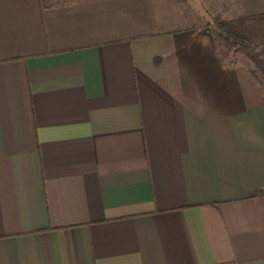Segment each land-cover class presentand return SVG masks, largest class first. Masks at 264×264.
Returning a JSON list of instances; mask_svg holds the SVG:
<instances>
[{
  "label": "crops",
  "instance_id": "1",
  "mask_svg": "<svg viewBox=\"0 0 264 264\" xmlns=\"http://www.w3.org/2000/svg\"><path fill=\"white\" fill-rule=\"evenodd\" d=\"M190 2L0 0V264H264V85Z\"/></svg>",
  "mask_w": 264,
  "mask_h": 264
},
{
  "label": "rangeland",
  "instance_id": "2",
  "mask_svg": "<svg viewBox=\"0 0 264 264\" xmlns=\"http://www.w3.org/2000/svg\"><path fill=\"white\" fill-rule=\"evenodd\" d=\"M195 2V4L191 2L181 4L179 18L181 22L197 23V27L202 30L219 16L236 24L235 31L244 43L261 54L264 53V22L242 15L239 11L238 0H195ZM171 15L175 16V14ZM227 57L232 62L248 64L254 70L256 76L263 79L258 67L253 64L240 46L236 45L230 49Z\"/></svg>",
  "mask_w": 264,
  "mask_h": 264
},
{
  "label": "trees",
  "instance_id": "3",
  "mask_svg": "<svg viewBox=\"0 0 264 264\" xmlns=\"http://www.w3.org/2000/svg\"><path fill=\"white\" fill-rule=\"evenodd\" d=\"M247 18L256 19L264 22V14L245 16ZM236 24L222 19L219 16L215 18L211 23H208L202 30L206 34L215 49L219 52L222 57L228 55L230 49L238 45L243 50L244 53L249 57L253 64L258 67L261 77L264 79V53H260L254 50L250 45L243 42L239 37L238 33L235 31ZM250 72L255 76L261 84H263V79L256 76L254 70L249 68ZM264 190L261 189V191Z\"/></svg>",
  "mask_w": 264,
  "mask_h": 264
}]
</instances>
